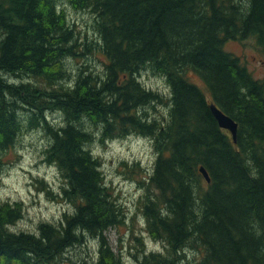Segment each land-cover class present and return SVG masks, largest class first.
<instances>
[{"label":"trees","instance_id":"obj_1","mask_svg":"<svg viewBox=\"0 0 264 264\" xmlns=\"http://www.w3.org/2000/svg\"><path fill=\"white\" fill-rule=\"evenodd\" d=\"M57 1L0 0V157L24 130H42L44 160L74 211L12 231L21 205L0 199V264H121L103 232L123 211L86 146L131 134L155 149L140 204L162 243L139 264H188V251L195 264H264V80L224 46L252 36L264 56V0H66L91 15V39ZM97 53L101 64L69 76L68 60ZM141 70L166 77L168 102L140 82ZM210 103L237 122L235 140ZM161 104L163 120L147 110ZM88 236L98 239L95 260L66 257Z\"/></svg>","mask_w":264,"mask_h":264},{"label":"rangeland","instance_id":"obj_2","mask_svg":"<svg viewBox=\"0 0 264 264\" xmlns=\"http://www.w3.org/2000/svg\"><path fill=\"white\" fill-rule=\"evenodd\" d=\"M57 2L61 6L64 5L70 22L76 23L84 34L88 32V39L93 38V32L88 27L90 22L86 25L91 15L85 11H76L66 0ZM224 46L227 51L240 57L246 69L256 79L264 80V56L252 36L243 40H227ZM87 57L80 56L67 61L71 78L80 66L99 65L103 59L100 53ZM189 75L192 81L202 85L196 74ZM139 79L148 89L159 92L165 102H168L171 96L166 77L141 70ZM167 108L164 104L147 106L150 113L156 112L162 120L163 115L167 116ZM48 120L53 125H58L61 115L48 113ZM48 142L49 138L42 130H24L14 145L1 154L0 199L12 203L19 202L23 213L10 227L12 231L36 232L41 222L58 225L65 213L74 211L70 203L60 198L62 182L55 166L44 160L43 151ZM86 148L101 160L100 169L104 181L111 188L116 203L123 211V222L103 232L108 245L120 258L121 264H139L144 253L162 251V243L154 241L145 230L140 204L146 190L145 184L148 183V176L153 172L156 161L151 138L131 134L104 143L95 139ZM98 249V239L88 236L84 243L75 245L65 255L74 261L86 259L91 262L95 260ZM187 253L188 264L199 261L198 254L191 251Z\"/></svg>","mask_w":264,"mask_h":264},{"label":"water","instance_id":"obj_3","mask_svg":"<svg viewBox=\"0 0 264 264\" xmlns=\"http://www.w3.org/2000/svg\"><path fill=\"white\" fill-rule=\"evenodd\" d=\"M209 108H210L213 118L217 121L218 126L224 130L229 131L232 136V139L235 140L236 134L238 131L237 122L233 118H231L229 115H226L222 111V109L218 107L216 104L210 103ZM199 171L202 174L204 180H207L208 182H210L209 174L206 168H203L202 166H200ZM212 264H220V263H212Z\"/></svg>","mask_w":264,"mask_h":264}]
</instances>
